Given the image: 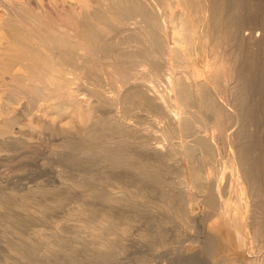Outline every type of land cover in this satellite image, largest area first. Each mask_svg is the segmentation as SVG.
I'll return each instance as SVG.
<instances>
[{
	"label": "bare ground",
	"instance_id": "bare-ground-1",
	"mask_svg": "<svg viewBox=\"0 0 264 264\" xmlns=\"http://www.w3.org/2000/svg\"><path fill=\"white\" fill-rule=\"evenodd\" d=\"M256 5V0H0V75L13 82L0 80V93H11L0 97V144L19 139L15 128L23 100L28 113L38 107L44 118L69 116L71 131L84 141L97 131L100 168H116L112 183L118 189L115 194L110 189V200L88 188L86 201L76 202L72 214L84 218L82 227L92 225L91 244L100 260L117 250L111 236L122 229L120 214L139 222L160 211L188 225L199 217L208 222L203 248L227 257L222 264H264V180L257 175L264 162L255 168L251 160L264 145L250 139L251 127L264 126V60L257 51L264 45V6ZM165 164L181 168L173 183L162 179ZM220 167L230 169V187ZM91 199L130 206L115 215L117 208L97 209ZM22 215L1 221L12 238L22 237L27 221ZM28 233L31 237L10 246L16 257L10 264H37L40 252L49 257L64 250L62 234ZM73 257L68 254L67 261L75 262Z\"/></svg>",
	"mask_w": 264,
	"mask_h": 264
},
{
	"label": "rangeland",
	"instance_id": "rangeland-1",
	"mask_svg": "<svg viewBox=\"0 0 264 264\" xmlns=\"http://www.w3.org/2000/svg\"><path fill=\"white\" fill-rule=\"evenodd\" d=\"M251 1H253V0H251ZM256 2L258 4L256 6H264V0H256ZM263 12H264V10H263ZM260 47L261 48L259 50L257 49V51L259 53L260 52L261 53L259 54L257 52V55L259 54L262 57V58L261 57H259V58L264 60V55H263L264 54V45H262ZM0 76L5 78V80H3L4 78L0 77L1 81H5L7 83L9 82L8 84H10V82H11V84L13 83L9 78L11 76H9V75L8 76L0 75ZM1 81H0V84H2ZM83 89L85 90V88H83ZM85 92H87V90H85ZM7 96L9 98L11 96V93H9V95L6 93L5 97H7ZM0 97L3 98L4 95L0 93ZM5 97L3 99H5ZM24 102H26V101L23 100V102H22L23 105L22 104L20 105V106H22L21 107L22 113H20L18 116L19 119H18V122L16 124V128H15V131L18 132L17 135H18L19 139L14 140V141L12 140L9 143L7 142V144H0V201H1L0 204L2 205V207L0 205V209L2 210V211L0 210V224H1L0 225V232L2 233V235L0 233V246H1L0 247V264H10L11 261L16 260L15 255L13 253H11L9 250L10 246L14 245L16 240H17V242H19L18 240H21L22 237H23L22 238L23 240L26 239V236L31 233V232L28 233L29 229L30 230L31 229H34V230L39 229V231H41L43 234L49 235V237H51L50 236L51 233L54 234L57 232V234H62V239L64 238L63 241L66 239L64 242L67 245H69V246H67L64 243L65 247H64V250L62 252L56 251V250L52 251V254H50L49 257H47V255H45V253L43 251H42L43 253L40 252L41 254L39 253L38 258H37V259H39L37 261V264H59V263L61 264V262H62V264H222L223 261L228 259L227 257L214 254L205 246L203 248V242L205 241V236L208 233V224H207L208 222L206 223L202 217H199V219L197 218V220L199 222L198 221L189 222V223H191L190 224L191 226H190V225H188V223L186 221H182L179 218H178L179 220L177 221V219H175L176 217L172 216V214L171 213L169 214L167 211H166L167 214L159 211V213L144 214L142 219H140L139 222H136L134 220H131L130 217H128L129 215L126 216V215L120 214V213H123L120 210V208H127L128 206H130L129 203H127V204L126 203L125 204H123V203L122 204H116L113 201L109 202V200H104V201L95 200L94 201V199H91L88 201L89 202L91 201L92 205H94V207H96L97 209L98 208L105 209L107 207L106 209L111 211L114 208H117V209H114L115 215L120 214L119 216L121 219V220L119 219V221L121 223L119 221H117V222H119L118 225H120L119 227H121L123 225L121 227L122 229L118 228L116 230V232H114L115 235L111 236V237H113L111 239L112 244L115 245L113 250L117 249L116 250L117 252L114 251L115 253L113 252V254H111L112 256L108 255L109 258H108V256H107V258H105L108 260H105V259L100 260V258L98 257V255L96 253V250H95V252H93L94 251L93 247H95V246H93V244H91V243H94V244L96 243V240H94V242H93L94 238L91 237L92 233H91V228H89V227H91L92 225L88 226L87 228L82 227L81 225H83L82 222H83L84 218H80L78 216L76 218L75 214L73 216L72 212L75 209L74 206L75 207L77 206L75 204H78L76 202L86 201L85 200L86 198L83 196L86 193V191L88 190V188H93L96 192H103L105 195L107 194L108 198L111 197L110 198V200H111L113 198V195L115 194L114 190L117 187V185L114 184V183H116L115 178L117 176V170H116V168H100V166L102 164L101 160H102L103 154H102V151L100 150V148H98V146L100 145L98 140H97L98 137H94V136H98L97 131L94 132L95 135L91 136L92 138L90 137L89 140L87 139L84 141L82 139V136L76 135V133H75L76 131H71L73 123L68 119L69 116L65 115L67 118L64 116L63 117L64 119L60 117V119L58 120L59 117L56 118L57 115L56 116L53 115V118L55 117V119H57L56 121H55V119L52 118V116L50 118L49 117L44 118L42 113L39 110H37V109H39L38 107H35V108L33 107L34 110L32 111V114H31V113L27 112V110L29 109L28 103L27 102L24 103ZM14 110H12V112ZM27 113L30 116L31 115L32 116L31 117L29 115L27 116ZM258 113L262 114L261 110H259ZM38 115L39 116L42 115V118L39 117ZM31 119L33 120V124H35V125L31 124ZM250 120H253V118H251ZM258 120H259V117H256L254 115V121L257 122ZM62 122H63V124H62ZM70 123H72V124H70ZM75 124H76L77 128L82 127V125H83V124H79V121H76L74 123V125ZM257 124H261V123H257ZM253 127H255V126H253ZM253 127H251V129H250V134L252 135V137L250 138L251 141L254 142L255 144L259 143V144L264 145V126H262L260 128H257V127L253 128ZM73 132H74V134H73ZM70 134H72L71 135L72 137L70 136ZM74 135H76L77 137ZM21 136H22V138H21ZM71 138H72V140H71ZM78 138H80V139H78ZM92 140H93V142H91ZM80 147H81V149H80ZM82 147L84 149H82ZM86 148H88V150ZM85 149L87 150L88 153L85 152L86 151ZM99 158H101L100 163H99V160H97ZM251 160L254 164H256V165H254L255 168H257V166H259V165H262V163L264 162V146L262 147L261 150H259V152H256L255 154H253L251 156ZM173 166L174 165L168 166L165 164V166L161 167L163 170L162 171V173H163L162 179L164 181H166L167 183L169 181L171 183H173V181H175V179L177 180L176 177L182 173L181 168H179V170H178V167H173ZM76 168H77V170H76ZM171 168H174V169L171 170ZM87 169H88V171H87ZM126 170L127 171L129 170L128 172H130V169H126ZM218 170H220L221 174H222V172L224 174V175L222 174L223 183L225 185L227 183V186L230 187L232 185L231 176H230V169L220 167ZM107 172H109V173H107ZM170 172H172V174H170ZM178 172H180V174H178ZM62 174H64V175H62ZM257 175L264 180V169L260 168L258 170ZM91 181H93V182L91 183ZM112 182H114V183H112ZM88 183H90V184L88 185ZM263 184H264V181H263ZM152 186L153 187L155 186L156 188H158L156 185L152 184ZM262 186L264 189V185H262ZM112 188H113V190H112ZM60 189H62V190H60ZM67 189H68V191H67ZM110 189L114 194L110 191ZM117 189L118 188H116V191H117ZM70 190L72 192L74 191V193L72 194V192H70ZM83 190H85V191H83ZM7 192H10V193H7ZM39 195H41V196H39ZM68 195H69V197H68ZM11 198L14 200H12ZM73 198H75V199H73ZM262 198L264 199V196H261L260 199H262ZM263 199H262V201L259 200V202L261 201L260 203L262 204V210H264V200ZM29 200H31V201H29ZM8 201L10 202V204L7 203ZM18 202H19L20 206L22 207L21 213H20L19 209L13 207L15 205L19 206L17 204ZM30 202H35V203H30ZM37 204L38 205L40 204L41 206L39 205L40 206L39 207ZM26 205H29V206H26ZM51 205H53V206H51ZM8 207H10V208H8ZM25 207H27V208H25ZM33 209H34V211H33ZM46 209L49 211L47 212ZM13 210L14 211L18 210V213H20V215L23 214L22 219H24V220L27 219V221L29 222V224L27 221L23 222L22 237L19 236L21 238H19L18 236H17V238H12L13 233H10V231H8V229L6 227H4L5 224L3 225V223L6 220H8L7 218L11 215V213H12V215L20 217V215L17 214V212L14 213ZM37 210L38 211L42 210V212L41 213L37 212ZM126 210L128 211V208ZM10 211H12V212H10ZM116 211H118L117 214H116ZM32 213H34V214H32ZM127 213L128 212H126V214ZM24 214H26L27 216H25ZM128 214H130V213H128ZM28 215H30V216H28ZM33 215H35V218H36L34 220H33V218H34ZM37 215H38V217H36ZM24 216H25V218H24ZM32 216H33V218H31ZM124 216L127 219L129 218L128 219L129 221L126 220V218L124 219ZM26 217H28L30 219H28ZM116 217L119 218L118 216H116ZM144 217H145V219H144ZM38 218H40V219H38ZM2 219L3 220L6 219V220H4V222H3ZM77 219L80 221H78ZM81 219H83V220H81ZM29 220L33 221V223L30 222ZM35 220H37V221H35ZM162 220H164L165 222ZM180 221H182L183 223H181ZM262 221L264 223V216L262 218ZM143 222H144V224H143ZM35 223H38V224H35ZM31 224H33L34 226L36 225L35 226L36 228H34V226H32ZM181 225H183L185 228ZM26 227H29V228H26ZM161 227H163V228H161ZM23 229L26 230L25 231L26 234H24L25 232L23 233V231H24ZM137 229L139 232L137 231ZM155 229H157V230H155ZM177 229H179V230H177ZM184 229H185V232H184ZM120 230H122V231L126 230L124 232V233H126V235L124 233H122ZM136 232H137V234H136ZM147 232H149V233H147ZM141 233L143 236H146L147 238L145 237V239H144L143 236L141 235ZM23 234H24V236H23ZM84 234L86 235V237ZM28 237H31V234L28 235L27 238ZM70 237H72V238H70ZM114 237H115V239H114ZM82 238L84 239L85 243H83ZM187 238H188V240H187ZM147 239L150 242H148ZM182 239H184V240H182ZM75 240H76V242H75ZM166 241H168V242H166ZM174 241L175 242L177 241V243H175ZM185 243H187V244H185ZM78 244H80V245H78ZM171 244H173V245H171ZM180 244H181V246H180ZM116 245H117V247H116ZM4 246H5V248H4ZM167 246H168V248H167ZM173 246H174V248H173ZM184 246H186V247H184ZM88 247H90V248H88ZM76 248H78V249H76ZM90 251H92V252H90ZM171 251H173V252H171ZM181 251H183V252H181ZM72 252L74 255L73 258L75 259V262H68L69 261V260L67 261L68 254H72ZM74 252H76V254ZM81 252H82V254H81ZM86 252H87V255H86ZM95 253H96L97 258H95L96 256H94ZM89 254L91 257L89 256ZM114 254H115V256H114ZM51 255H53V256L55 255V256L53 257ZM175 256H176L177 260H176ZM13 257H14V259H13ZM218 258H220V259H218ZM90 259L93 261H91ZM54 262H56V263H54ZM20 264H27V263H20Z\"/></svg>",
	"mask_w": 264,
	"mask_h": 264
}]
</instances>
